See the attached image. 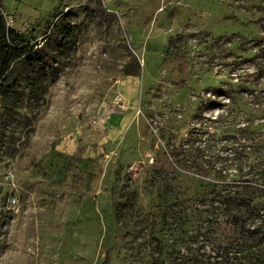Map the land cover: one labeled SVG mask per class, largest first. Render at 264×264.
I'll use <instances>...</instances> for the list:
<instances>
[{"label":"rangeland","instance_id":"374dc122","mask_svg":"<svg viewBox=\"0 0 264 264\" xmlns=\"http://www.w3.org/2000/svg\"><path fill=\"white\" fill-rule=\"evenodd\" d=\"M1 2L55 59L41 96L0 114V264L184 253L191 178L223 166L241 136L264 154V0Z\"/></svg>","mask_w":264,"mask_h":264},{"label":"trees","instance_id":"16d2710c","mask_svg":"<svg viewBox=\"0 0 264 264\" xmlns=\"http://www.w3.org/2000/svg\"><path fill=\"white\" fill-rule=\"evenodd\" d=\"M64 40L59 39L56 51L63 50ZM176 41L180 45L184 42L183 38ZM174 43L170 40V45ZM54 59L53 50L44 43L30 46L21 33L6 26L0 0V114L14 113L10 101L15 96L28 100L41 96L48 85L42 82L43 78L52 81L54 77ZM241 137L240 145H226L233 152L225 156L223 166L208 165L205 177L191 178L193 197L186 214L187 247L184 253L161 252L165 259L157 264H264V154L260 151V138ZM256 152L258 159L243 168ZM228 161L235 167L233 172ZM197 184L202 187L201 194L196 190ZM158 240L164 245L162 239ZM110 262L109 247L101 264Z\"/></svg>","mask_w":264,"mask_h":264},{"label":"built area","instance_id":"2783aa9c","mask_svg":"<svg viewBox=\"0 0 264 264\" xmlns=\"http://www.w3.org/2000/svg\"><path fill=\"white\" fill-rule=\"evenodd\" d=\"M5 24H6L7 27L11 26V22L9 20H5ZM111 104L115 108H118V109H122L124 107L125 101H124L123 95L119 91H116L114 93V96H113V99L111 101ZM8 175L12 176L11 173H8ZM10 201H11L12 204H14L16 200H15L14 197H12Z\"/></svg>","mask_w":264,"mask_h":264}]
</instances>
